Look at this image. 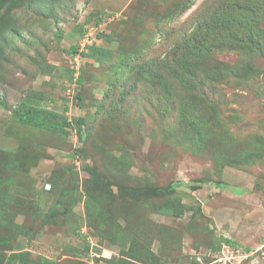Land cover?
<instances>
[{
    "label": "rangeland",
    "instance_id": "1",
    "mask_svg": "<svg viewBox=\"0 0 264 264\" xmlns=\"http://www.w3.org/2000/svg\"><path fill=\"white\" fill-rule=\"evenodd\" d=\"M219 1L56 0L54 11L63 17L57 28L66 37L62 38L58 50L47 51L44 47L45 56L35 62H28L23 55L28 49L22 41L29 40L31 33L34 35L36 45H29L30 56L41 48L40 38L45 42L41 32L32 27L38 21L37 15L33 18V11L27 7L13 11L14 24L17 23L16 30L22 38L17 35L10 38L21 53L14 49L7 51L11 55L4 66L6 76L0 96L7 100L6 106L10 109L0 107V151L11 155L21 150L17 136L9 133L10 129H18L10 125L9 110L36 103L46 112H52L58 123L63 118L71 124L80 118L100 121V128L106 130L103 141L107 147L102 150L91 147L94 141H88L82 129H67L68 135L63 139L53 132L22 128L30 140L25 150L36 160H25L24 169L16 163L8 167L10 162L6 159L1 162L6 167L0 169V262L12 253L28 249L30 259L35 261L41 255L57 264H104V260L112 259L115 264H264V159L249 170L225 167L220 183L214 184L208 181L213 170L209 164L179 147L162 143L161 136L154 134L159 121L155 122L154 118L150 121L144 116L139 121L146 122L148 129L141 136L133 133L128 142L135 145L134 165L129 174L135 182L149 181L141 195L145 198L142 201L140 192L134 193L128 199L132 202H120L117 207L118 200L103 189L115 177L106 161L107 155H121L120 151L127 146L122 135L137 123L133 121L136 117L128 112L120 117V122L118 115L106 117L107 109L94 115V103L103 101L107 91L106 68L115 64L111 70L119 77L121 68L115 66L121 62L120 53L130 52L136 46H142L141 54L145 57L170 55L200 21L208 20ZM226 15L230 16L228 12ZM221 21L224 32L206 36L212 41V57L235 65L240 72L244 64L238 55L225 49V41L212 40L215 35H229L238 29L228 26L225 18ZM216 26L214 21L213 28ZM261 28L264 30V22ZM150 41L152 46L147 51ZM261 42L264 45V40ZM71 46L85 52H88L87 46L103 48L110 51V56L101 63L78 55L72 66V57L64 53ZM248 62L255 71L249 82L242 84L240 80V84L236 80L217 86L219 92L230 98L227 107L222 108L225 123L219 128L241 138L264 135V52ZM46 63L54 67L49 75L41 66ZM78 67L87 76L82 88L89 91L88 97L81 101L82 107L76 105L74 97L78 91L73 69ZM69 71L73 73L72 80L68 79L72 75ZM125 77H120L123 84L136 85L127 73ZM31 92L37 100L41 98L39 102H32ZM230 115L238 117L236 123H229ZM81 150L87 157L78 154ZM74 152L75 156H70ZM84 167L99 170L98 189L87 179ZM58 174H63L64 181L53 185ZM86 186L94 189L90 191L95 201L91 205L84 193ZM165 187L168 192L162 194ZM112 188L116 193V186ZM164 195L180 199L184 206L181 214L163 215L143 206L151 201L159 203ZM27 236L31 239L29 245ZM222 238L231 244L222 242ZM4 239L7 244L3 243Z\"/></svg>",
    "mask_w": 264,
    "mask_h": 264
},
{
    "label": "trees",
    "instance_id": "2",
    "mask_svg": "<svg viewBox=\"0 0 264 264\" xmlns=\"http://www.w3.org/2000/svg\"><path fill=\"white\" fill-rule=\"evenodd\" d=\"M255 1L256 3L251 0L240 3L239 0H220L209 14L208 20L200 21L192 29L188 37L174 47L170 55L145 57V54H141L142 46H136L130 52L124 50V52L120 53L119 60L121 62L115 66L121 68L119 77L111 70L115 64H110L106 68L105 81L108 85L107 91L103 101L94 103L96 105L94 115L96 114L97 116L104 109H107L106 112L109 114L106 117L110 114L118 115V121L120 122V117L127 115L128 112L129 115L136 117L133 121L137 122L134 125H130L129 132L126 135H122L123 144L127 141V146L124 149L122 148L120 151L121 155L117 157L112 154L107 155L106 161L112 168L115 177L103 189L109 196L111 195L112 199L118 200L117 207H120V202H132L133 200L128 199L133 198L134 193L138 194L140 192L141 200L145 198L142 197L144 186L149 184L148 179L135 182L136 180L129 174L131 166L134 165L135 155L133 150L135 145H130L128 141H130L133 133L141 136L148 129L146 122L139 121V117L146 116L148 120L151 119L150 121H154L153 118L155 122L159 121L154 127V134L155 137L157 134L161 136L162 143L174 148L179 147L182 151H186L187 154L200 160V162L209 164L213 170L208 181L214 184L220 183L225 167L249 170L257 162L264 159V135L252 134L241 138L234 136L230 130L221 132L219 128V126H224L225 123L224 117L221 116L222 108L227 107L230 98L219 92L217 86L221 87V84L228 85L234 81L236 82V80L239 83L241 80L242 84L249 82L255 76V71L248 64L250 63L248 61L264 52V45L261 42L264 40V30L261 28V24L264 22V0ZM55 2L56 0H0V88L6 76L4 66L11 55L7 51L14 49L16 52L21 53V49L16 48L10 38V36L16 35L18 36L17 38H22V34L19 35L16 30L17 23L14 24L13 11L21 7H27L33 11V18L37 15L38 21L33 22L36 25H32V27L34 30L41 32V36L46 43L40 38L38 45H41V48L34 51L33 55L30 56L28 54L29 45L32 43L36 45L33 39L34 35L31 33L29 40L22 41L24 47L28 49V51H24L23 55L28 59V62H35L45 56L43 53L44 47L47 48V51L51 49L58 50L62 38L66 37L64 32L57 28V23H61L60 21L63 20V17L60 18L55 13L54 10L57 9ZM187 8L189 6L184 7V11ZM227 12L230 16L226 15ZM223 18L229 22L228 26H234L238 29L235 32H229V35L226 33L224 35H215L212 40L220 41V43L222 42L221 40L225 41L223 43L227 45L225 49L238 55L242 61L241 63L244 64L240 72L236 70L235 65L226 61H218L211 54L210 42L212 41L209 42L206 36L221 30L224 32L225 28L222 26L221 21ZM214 21L217 23L216 28H213ZM97 23H99L98 19ZM79 32L82 37L81 28ZM219 44L215 45V47ZM147 45L149 47L147 51H149L152 42H148ZM143 47L146 46L144 45ZM86 48L88 52H85L84 49L79 51L78 46H71L69 49L64 50V53L72 57V66L73 64L75 65L74 58L78 55L96 59L101 63L109 59L110 51L108 50L94 46H87ZM209 57L211 60H209ZM41 66L48 75L51 69L54 68L48 63L41 64ZM200 66L201 69H199ZM74 69V83L77 85L76 91H78L74 95L75 103L82 107L81 101L83 97H88L89 93L87 89L82 88L86 74L79 67ZM69 73L71 74L72 72L69 71ZM73 73L68 78L69 80H72ZM125 73L141 88H137L136 85L127 86L123 84L120 77L127 78ZM205 87H207L206 90L204 89ZM145 89L147 90L145 91ZM30 95L34 99L33 103L39 102L41 99L37 100L33 92ZM6 103L7 100L2 99L0 96V107L10 109L6 106ZM34 105L27 104L24 106L22 104L18 109L9 110L10 125L18 127L17 130L10 129L12 131L9 133L12 137L17 136L16 138L20 141L18 149L21 150H19V153L17 151L11 155L8 152L0 151V153L2 152L0 154V169L6 167L5 164L1 163L5 159L10 162L8 167L16 163L17 167L20 166L22 169L25 167V160H36L33 154L25 150L28 142L30 144V140L22 131L23 127L27 129L33 128L36 131L53 132L57 134V137L60 136L63 139L68 135L67 129L73 128L77 131L82 129L87 140L94 141L91 147L96 150H102L107 147L105 141H103L106 130L102 126L100 128L98 124L100 121L95 120V118L88 120H81L80 118L76 120V124H71L63 118V122L58 123L52 112H46L37 103ZM66 109L65 107L64 111ZM237 118L236 115H230L227 120L229 123H236ZM120 129H122V126ZM83 140L85 141L84 138ZM78 154L84 158L87 157V154L82 150ZM70 156L74 157L75 152ZM83 172L87 175L88 180L93 181L94 188L98 189L100 177L97 174L99 170L92 167H84ZM58 181H64L63 174H58L52 184L56 185ZM74 182V180H71V183ZM113 186L117 188L116 193L113 191ZM66 190L68 189L64 191ZM91 190L94 189L88 186L84 189V193L88 197V205L95 202L93 194L90 193ZM161 191H163L162 194H165L168 192V188L165 187ZM156 202H146L143 206L152 212L168 216L181 214L180 211L184 207L177 196L164 195L159 199V203ZM64 211L62 210V212ZM114 213L117 212L115 211ZM118 213L121 212L118 211ZM45 220L48 221V219ZM221 241L231 244L224 238ZM3 243L7 244L5 239ZM30 243L31 239L28 237L27 244L29 245ZM29 251L26 249L24 252L12 253L0 264H57L54 260L41 255L34 261L30 259ZM103 262L104 264H115L113 259L111 261L104 260Z\"/></svg>",
    "mask_w": 264,
    "mask_h": 264
}]
</instances>
